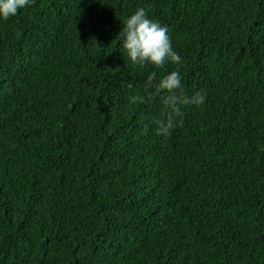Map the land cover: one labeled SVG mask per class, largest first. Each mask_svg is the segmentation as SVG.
Wrapping results in <instances>:
<instances>
[{
	"label": "trees",
	"instance_id": "obj_1",
	"mask_svg": "<svg viewBox=\"0 0 264 264\" xmlns=\"http://www.w3.org/2000/svg\"><path fill=\"white\" fill-rule=\"evenodd\" d=\"M139 7L182 63L127 57ZM174 69L206 99L162 135L159 95L133 97ZM0 264H264V0H30L0 18Z\"/></svg>",
	"mask_w": 264,
	"mask_h": 264
},
{
	"label": "clouds",
	"instance_id": "obj_2",
	"mask_svg": "<svg viewBox=\"0 0 264 264\" xmlns=\"http://www.w3.org/2000/svg\"><path fill=\"white\" fill-rule=\"evenodd\" d=\"M30 0H0V18L15 16L20 9L26 7ZM120 44L127 57L138 65L151 63L157 68L166 66L168 62L179 65L181 55L175 50L167 25L151 18L144 7L137 8L123 19V28L118 35ZM155 90L154 92L152 90ZM146 95L133 97L141 102L150 101L159 95L166 115L155 121L158 134L169 135L179 123L181 106L201 105L206 96L201 91L191 95L185 94L182 74L179 70H171L163 75L152 71L146 78Z\"/></svg>",
	"mask_w": 264,
	"mask_h": 264
}]
</instances>
